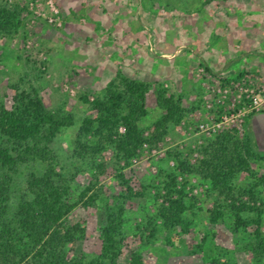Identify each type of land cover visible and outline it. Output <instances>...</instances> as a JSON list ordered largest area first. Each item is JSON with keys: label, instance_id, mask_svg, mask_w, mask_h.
<instances>
[{"label": "rangeland", "instance_id": "374dc122", "mask_svg": "<svg viewBox=\"0 0 264 264\" xmlns=\"http://www.w3.org/2000/svg\"><path fill=\"white\" fill-rule=\"evenodd\" d=\"M5 1L18 6L21 22L12 34L0 35V101L11 107L14 95L34 88L47 107L72 114L73 123L62 126L50 146L55 169L69 178L63 203L77 202L67 217L85 226L78 247L86 259L100 252L108 208L122 205L117 264H135L137 255L143 264H264L255 234L259 228L264 236V205L259 215H235L221 205V215L213 220L223 194L195 169L204 145L223 131L247 135L252 146L248 124L255 115L260 138L255 146L264 149V108L247 101L251 88L263 94L264 70L210 65L206 59L210 51L229 48L234 30L251 23V6L257 7L252 30L264 35V0ZM238 19L241 24L234 27ZM120 74L147 83V112L138 120L145 141L127 160L118 159L109 146L76 156L77 129L85 116L96 113L81 96L102 94ZM157 88L172 95L181 110L163 136L152 139L153 122L163 112ZM202 122L219 125L202 129ZM118 130L123 132L124 126ZM180 160L192 170L181 167ZM251 165L264 172V157L254 158ZM44 168L40 159L19 165L11 185L12 209L27 189V174ZM172 175L175 182L168 192ZM250 181L244 171L234 185ZM86 186L85 197L98 194L91 205L79 199ZM260 192L264 196V188ZM180 193L185 208L180 220L172 222L160 207L168 204L166 197Z\"/></svg>", "mask_w": 264, "mask_h": 264}, {"label": "trees", "instance_id": "16d2710c", "mask_svg": "<svg viewBox=\"0 0 264 264\" xmlns=\"http://www.w3.org/2000/svg\"><path fill=\"white\" fill-rule=\"evenodd\" d=\"M20 22L18 6L0 0V35L12 34ZM146 91V82L120 74L117 80L110 81L102 94L82 95L81 99L96 113L82 119L74 140V154L90 156L109 146L118 159L127 160L135 155L146 139L138 124L139 118L147 112ZM156 100L163 112L153 122L152 139L161 138L168 122L181 110L164 88L156 89ZM72 123L71 113L47 107L34 88L14 95L11 107L0 101V264H117L122 205L117 209L108 208L100 229V252L89 259L78 247L85 231L84 224L70 222L67 217L77 202L63 203L69 193V178L55 169L50 143L62 126ZM120 125L124 126L123 132L118 130ZM203 152L195 169L223 194L211 218L214 220L221 215L217 208L221 205L235 215L240 212L261 214L264 172L257 173L251 161L264 156L252 149L248 136L223 131L204 145ZM35 159L44 161L45 168L40 173L30 171L27 174V189L12 209L9 203L11 185L19 165ZM179 162L181 167L192 170L189 164ZM99 166L102 168L103 164ZM244 171L251 181L236 187L234 179ZM119 175L123 177L122 173ZM174 182L172 175L167 184L168 192L172 191ZM88 189L86 186L81 191L79 199L91 205L98 194L93 191L85 197ZM166 198L168 204L160 207V214L172 222L179 221L185 208L181 193L175 198ZM255 234L263 253L264 236L259 228L255 229ZM133 261L143 264L139 255L133 257Z\"/></svg>", "mask_w": 264, "mask_h": 264}, {"label": "crops", "instance_id": "0c3cea01", "mask_svg": "<svg viewBox=\"0 0 264 264\" xmlns=\"http://www.w3.org/2000/svg\"><path fill=\"white\" fill-rule=\"evenodd\" d=\"M253 4H256V2ZM251 7L252 10H254L252 17L253 20H251V23L244 24L245 26H243V28H236V30H234V36H232L231 39L232 47L230 46L229 48L225 49V42L223 40L220 43V45L225 49L222 50V53H219V51H210L208 57L206 58L207 61L210 62V65H217V63H221L225 66L231 65L232 67H239V69L241 67L247 66L258 68L261 71L264 70V35L258 34L256 31L252 30L254 27L253 25L257 21L255 16L257 14L255 12L257 7L255 5ZM240 21H242V19H238L237 23L234 24V27H238L237 24L240 25ZM228 26H232V24ZM231 62H233V64ZM234 62L237 63L234 64Z\"/></svg>", "mask_w": 264, "mask_h": 264}, {"label": "built area", "instance_id": "2783aa9c", "mask_svg": "<svg viewBox=\"0 0 264 264\" xmlns=\"http://www.w3.org/2000/svg\"><path fill=\"white\" fill-rule=\"evenodd\" d=\"M249 91L250 93L247 94V101L249 102V104L254 108H264V92L263 94L254 92L253 88H251ZM215 125H219V122H216L214 123V125H211V126H209L206 122H202L200 124L202 129H208L210 127L212 128V127H215Z\"/></svg>", "mask_w": 264, "mask_h": 264}, {"label": "water", "instance_id": "95a60500", "mask_svg": "<svg viewBox=\"0 0 264 264\" xmlns=\"http://www.w3.org/2000/svg\"><path fill=\"white\" fill-rule=\"evenodd\" d=\"M255 119H256V115L253 116V118H251L248 124V129H249V133L251 136V143H252V146L256 148V150H259L260 152L264 153V149H261L255 146L257 143L260 142L259 133L255 129L256 125H254Z\"/></svg>", "mask_w": 264, "mask_h": 264}]
</instances>
